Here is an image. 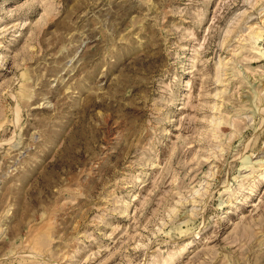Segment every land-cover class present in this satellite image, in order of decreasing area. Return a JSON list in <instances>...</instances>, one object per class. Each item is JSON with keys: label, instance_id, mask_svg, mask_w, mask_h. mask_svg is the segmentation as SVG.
I'll return each instance as SVG.
<instances>
[{"label": "rangeland", "instance_id": "1", "mask_svg": "<svg viewBox=\"0 0 264 264\" xmlns=\"http://www.w3.org/2000/svg\"><path fill=\"white\" fill-rule=\"evenodd\" d=\"M0 264H264V0H0Z\"/></svg>", "mask_w": 264, "mask_h": 264}]
</instances>
